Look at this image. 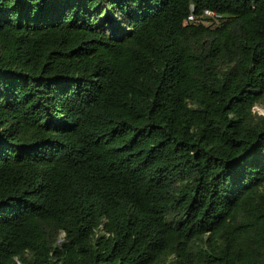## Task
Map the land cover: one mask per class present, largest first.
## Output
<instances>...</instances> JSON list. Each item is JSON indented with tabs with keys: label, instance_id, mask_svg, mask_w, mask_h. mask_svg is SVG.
Instances as JSON below:
<instances>
[{
	"label": "trees",
	"instance_id": "obj_1",
	"mask_svg": "<svg viewBox=\"0 0 264 264\" xmlns=\"http://www.w3.org/2000/svg\"><path fill=\"white\" fill-rule=\"evenodd\" d=\"M257 106L264 0H0V264H264Z\"/></svg>",
	"mask_w": 264,
	"mask_h": 264
},
{
	"label": "built area",
	"instance_id": "obj_2",
	"mask_svg": "<svg viewBox=\"0 0 264 264\" xmlns=\"http://www.w3.org/2000/svg\"><path fill=\"white\" fill-rule=\"evenodd\" d=\"M216 13L211 12V11H205V13L201 16H195L194 13L192 12L190 16L188 17L187 23H193V22H201L204 24H207L204 20V17H215Z\"/></svg>",
	"mask_w": 264,
	"mask_h": 264
},
{
	"label": "rangeland",
	"instance_id": "obj_3",
	"mask_svg": "<svg viewBox=\"0 0 264 264\" xmlns=\"http://www.w3.org/2000/svg\"><path fill=\"white\" fill-rule=\"evenodd\" d=\"M254 112H255V114H257V115H261L262 112L264 113V106H257V107H255V108H254Z\"/></svg>",
	"mask_w": 264,
	"mask_h": 264
},
{
	"label": "water",
	"instance_id": "obj_4",
	"mask_svg": "<svg viewBox=\"0 0 264 264\" xmlns=\"http://www.w3.org/2000/svg\"><path fill=\"white\" fill-rule=\"evenodd\" d=\"M261 115L264 116V113H262Z\"/></svg>",
	"mask_w": 264,
	"mask_h": 264
},
{
	"label": "bare ground",
	"instance_id": "obj_5",
	"mask_svg": "<svg viewBox=\"0 0 264 264\" xmlns=\"http://www.w3.org/2000/svg\"><path fill=\"white\" fill-rule=\"evenodd\" d=\"M263 113V112H262Z\"/></svg>",
	"mask_w": 264,
	"mask_h": 264
}]
</instances>
